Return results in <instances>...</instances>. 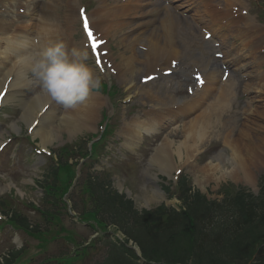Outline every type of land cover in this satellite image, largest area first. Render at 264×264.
Masks as SVG:
<instances>
[{"label":"bare ground","instance_id":"bare-ground-1","mask_svg":"<svg viewBox=\"0 0 264 264\" xmlns=\"http://www.w3.org/2000/svg\"><path fill=\"white\" fill-rule=\"evenodd\" d=\"M77 2L0 0V90L8 77L14 74L5 103L19 97L21 90L30 85L33 53L58 41L65 42L69 49L81 52L72 36L73 22L78 19ZM140 3H145L146 7L141 9ZM170 3L99 0L98 8L90 16L92 26L106 40L109 35L121 32V41L129 53H122L120 61H115L110 51L109 55L114 59L112 67L127 86L128 97L137 95L148 103L142 115L131 118L123 126L126 144L135 146L144 134L154 133L157 129L179 130V144L175 139L178 134L167 135L156 148L151 160L157 161L160 168L171 174L181 162L196 174L200 185L227 178L255 183L257 171L264 169V68L257 71L255 78L249 73L248 79L240 80V86L248 92V97L240 108L243 116L238 115L240 110L233 105V97L237 96L239 89L237 78L231 72L228 79L221 82V68L209 69V62L195 55V51L199 50V54L206 53L207 59H210L207 53L209 42L200 41L194 29H197L196 22L204 23L212 29L213 37L222 41L227 39L228 32H236L241 42L225 52L224 61L238 70L245 67L242 61L249 56L258 67L262 66L264 57L255 52L264 42V29L261 31L249 16H234L230 6L222 7L221 0H200L197 13L191 16L184 15L181 6ZM62 4L67 7L65 18L59 12ZM21 8L25 9L24 13L20 12ZM239 22L242 23L241 29ZM83 42L81 44L85 47ZM107 45L108 40L102 47ZM139 46L145 49L140 50ZM174 59L205 70V85L183 100L177 96L179 88L176 85L180 83L174 85L173 75L162 74ZM91 70L96 80V70ZM142 70L148 74L160 72L161 75L151 81L153 83L144 84L136 81ZM162 78H165L164 82ZM47 100L45 95L39 94L31 100L30 106L27 105L24 119L28 125L37 119V113L48 103ZM103 101L102 94L92 89L86 101L74 109H65L63 117L53 105L41 115L33 135L40 138L43 146L59 139V125L55 126V119L59 117L71 134L91 128ZM212 136L220 138L229 153H218L210 161L200 164L195 158Z\"/></svg>","mask_w":264,"mask_h":264},{"label":"rangeland","instance_id":"rangeland-1","mask_svg":"<svg viewBox=\"0 0 264 264\" xmlns=\"http://www.w3.org/2000/svg\"><path fill=\"white\" fill-rule=\"evenodd\" d=\"M251 2L255 3L254 5L252 3V8L254 7V12H262L261 16H264V0H251ZM87 4H89L88 6L91 8V10L93 9L94 11L97 8L98 2L94 0H89ZM60 12L62 15H64V9H60ZM189 14L190 13H187V15ZM260 21L264 23V17H260ZM73 34L77 42H80L84 39L79 23L77 24V26H75ZM109 41V47H111L112 49V54L116 57L118 61H120L119 56H121L122 53H129L128 51H126L124 44L121 41V32H116L115 34H112L111 37H109ZM83 54L84 55L82 56V58L86 59V63L89 66H94L93 59H91V56H87L86 53ZM248 65L249 70H253V67H250L251 64ZM254 65L255 64L252 63V66ZM191 71L192 70H186V72L183 71L185 75L178 76L177 81L183 80L185 78L189 79ZM30 77L33 80V84L31 86V88L33 87V89H31V91L25 89V92L27 94L31 93L32 95L33 93L41 92L40 87H34L37 82L34 81L31 75V71ZM237 78L242 79L239 73H237ZM108 80H111L113 81V83L116 84V92L113 94V102H115L116 107L115 109H113L109 100L105 97L104 104L99 107L98 121L95 127L91 129H83L81 131H78L76 135H72L68 129L64 128V125L59 119L55 122V124L62 127V129H60V132L62 134V140L70 141L73 139H78L79 143L81 138H83L82 136L91 137L93 134H96L100 131V126L98 125V123L102 120V113L113 116L110 120V124L111 128H114L115 131L113 134H109L105 141V144L100 150L99 156L96 157L95 160H92L90 162V166H94L95 168L104 167L106 169V173L109 175V177H111L113 185L115 187L120 184L122 185L123 189L129 188L132 192V198L134 200V205L136 208L141 210L146 207L147 203H149L153 207H156L158 204H162L164 198L161 196L160 192L157 191V188L162 190L163 184H167L168 186H170L171 191H167L169 196L172 194L173 191L176 195L178 191L177 187L183 177H186L188 179L189 184L193 186L194 189L200 190L203 189V187L205 186L209 192L210 199L216 202L222 200L224 196V188L229 190H245L247 192L252 191L254 195H257L259 193L261 194V192L264 190L263 169L257 171V181L255 183H246L243 181H235L227 178L221 180H214L210 183L200 185L196 181V174L189 169H186L178 180H173V177L169 176L166 171L161 169L157 162L150 163L154 148L161 143L164 136L171 130H167L165 133H163L162 137L159 138L157 141H155L153 137L146 135L144 141L139 143L134 148V150H130L125 145V138L122 133V127L124 125L125 120L130 119L132 116H136L141 111L140 108L142 105V100H140L139 98H134L133 102H126L128 97L127 88L124 84L121 83L120 78L117 79L115 77H111L110 79L108 78ZM99 89L102 90L101 87ZM238 94L239 101L235 100V103L239 104L238 107L241 108L244 105L247 96H245L246 94L244 93V89H240ZM23 97L26 98L28 96L25 94L23 95ZM180 97L183 98V94H180ZM137 99L139 101H137ZM16 102L17 100H13L8 103V106H10L11 108L9 109V111H11L13 114V117L9 118L8 120L11 122V120L13 119V122L16 121L20 126H22L24 134L23 138L25 140L23 141V143L26 145L22 148L19 147L17 150V142H19L21 145L22 142L19 139H14L4 149V151L0 153V165L4 159L11 160V155L15 151H17L18 157H20V159L18 160L21 161L20 165L15 164V166L12 168H5L0 166V197H6L7 199H9V196L11 194L20 193L19 195L21 196V198H26L27 201H24L23 199H21L23 202H20L18 200H12L17 210L22 212V214L24 215H28L30 220L33 222L36 221L44 223L43 217L41 218L39 215H37V212H33V210L31 208H28L27 206L28 203L31 201L38 202V194L40 193V190L38 188H35L33 183L30 182V177H33L35 175V170L32 169L31 171H26V175H21L19 173V170H16L18 167H23V156H28L29 161H33L31 155L29 153H26L25 151L27 150L32 152L33 146L29 145L27 139L25 138V135L27 134L25 132L27 126L26 121L24 119V108L22 106H18ZM59 111V114H61V110ZM23 120L25 122H22ZM3 129L6 130L7 128L3 127ZM216 139L217 138L214 136L211 141H215ZM60 141L61 140L57 142L55 140L56 143H59ZM177 142L179 143V140H177ZM87 144H89L88 138L85 139V144L83 143L82 146L86 147ZM206 148L209 149L205 153H202V155H200L199 157V161L201 162L209 161L220 150L225 149L221 141L217 144V146L210 145ZM226 152L229 153V150L227 149ZM177 159L178 157L176 156V160ZM180 164L181 163H179V165ZM227 165L230 166V163H227ZM39 172L40 171H38L37 174ZM74 196L79 203V209H76L75 211L76 214H79L82 211L83 205L80 202L79 193L76 192ZM176 199L177 197L175 196L172 200ZM176 202L180 203L178 199L176 200ZM168 205H170V203H168ZM7 210L10 212L12 209L7 208ZM1 211L5 213L4 210L1 209ZM62 217L63 224L67 228L73 229L76 232V235L80 234V236H77L78 240L84 241L91 237L92 229L83 223L79 225L75 224L73 222V214H66ZM46 226L48 225H43L44 228H46ZM49 228H51L50 237H53V239H49V243L47 244L46 248L43 249L39 247L40 241L38 239H35L28 234H25L21 230L12 229V227L8 224L5 225L3 229L0 230V255H3L5 249H7L8 247L14 246L15 248H20L24 246L26 250L24 253V260L26 261L29 259V262L27 264H45V259L47 258L68 254L74 248V245L68 243V241L63 235L65 234V232L58 231L54 229L53 226ZM169 231L170 230H166L164 234L158 236L155 240H159L161 243H166V238ZM16 237L19 238L20 242L14 244L13 242L15 241ZM100 258L101 255L97 254L91 257L90 259L79 261L78 264H96V261Z\"/></svg>","mask_w":264,"mask_h":264},{"label":"trees","instance_id":"trees-1","mask_svg":"<svg viewBox=\"0 0 264 264\" xmlns=\"http://www.w3.org/2000/svg\"><path fill=\"white\" fill-rule=\"evenodd\" d=\"M89 191L92 194V189ZM184 200L187 205L184 212L168 215L170 219L181 220V225L168 232L166 243L155 240L161 232L157 231L159 227L155 229V225L159 224L165 213L155 217L142 215L134 221L145 228L143 239L147 238L148 242L143 244V250L147 259L164 264H189L190 261L191 264H247L264 243V193L255 198L247 193L233 197L230 211L235 212L234 216L222 213L217 217L210 215L219 208L212 207L200 194H187ZM113 201L121 206L130 203L117 197ZM128 205L131 209V205ZM130 209L128 214L133 212ZM207 217L214 219V225L210 231L204 232L200 223ZM126 250V247L122 248L121 259L114 264H139L134 260L128 262L123 254Z\"/></svg>","mask_w":264,"mask_h":264},{"label":"clouds","instance_id":"clouds-1","mask_svg":"<svg viewBox=\"0 0 264 264\" xmlns=\"http://www.w3.org/2000/svg\"><path fill=\"white\" fill-rule=\"evenodd\" d=\"M84 54L58 41L33 53L30 71L43 94L66 110L74 109L98 86Z\"/></svg>","mask_w":264,"mask_h":264},{"label":"snow or ice","instance_id":"snow-or-ice-1","mask_svg":"<svg viewBox=\"0 0 264 264\" xmlns=\"http://www.w3.org/2000/svg\"><path fill=\"white\" fill-rule=\"evenodd\" d=\"M81 13L83 15V27H84V30H85V33H86V36L87 38L91 41V46L93 48V51L94 53L98 51V43H97V38L96 36L94 35V32L92 30V27L90 25V22H89V19L86 15V12L85 10L81 9ZM99 43H106L104 41H100ZM97 64H102V61L100 60V58L97 56V60H96ZM225 78H227L225 76ZM149 79H153V77L151 76H148L145 78V80H149ZM197 81L200 83V84H203L204 83V80L202 77L200 76H197ZM189 91H191V89H189ZM7 95V90L5 89V91L3 93H0V102L3 101L4 97ZM32 130V129H30Z\"/></svg>","mask_w":264,"mask_h":264}]
</instances>
